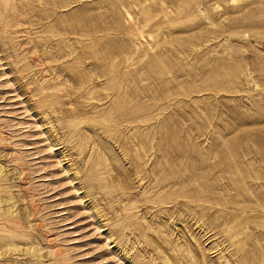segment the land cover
Instances as JSON below:
<instances>
[{"label": "rangeland", "instance_id": "1", "mask_svg": "<svg viewBox=\"0 0 264 264\" xmlns=\"http://www.w3.org/2000/svg\"><path fill=\"white\" fill-rule=\"evenodd\" d=\"M0 264H264V0H0Z\"/></svg>", "mask_w": 264, "mask_h": 264}]
</instances>
